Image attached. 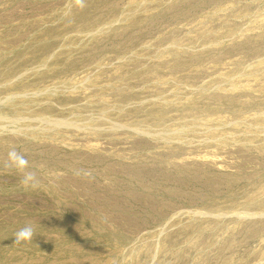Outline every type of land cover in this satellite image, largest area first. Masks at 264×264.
<instances>
[{
    "label": "rangeland",
    "instance_id": "374dc122",
    "mask_svg": "<svg viewBox=\"0 0 264 264\" xmlns=\"http://www.w3.org/2000/svg\"><path fill=\"white\" fill-rule=\"evenodd\" d=\"M0 264H264V0H0Z\"/></svg>",
    "mask_w": 264,
    "mask_h": 264
},
{
    "label": "clouds",
    "instance_id": "9594fccd",
    "mask_svg": "<svg viewBox=\"0 0 264 264\" xmlns=\"http://www.w3.org/2000/svg\"><path fill=\"white\" fill-rule=\"evenodd\" d=\"M18 171L21 175L20 183L27 188L36 189L39 187V180L35 171L27 160V157L16 149H11L8 153V164L6 165ZM36 235L34 227L31 224L19 228L13 235L14 244L21 245L22 243L32 242Z\"/></svg>",
    "mask_w": 264,
    "mask_h": 264
}]
</instances>
